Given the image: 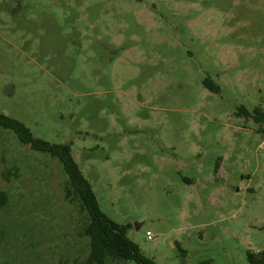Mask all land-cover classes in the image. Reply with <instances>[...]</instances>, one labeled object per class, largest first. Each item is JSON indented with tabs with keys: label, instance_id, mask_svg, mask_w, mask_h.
Returning a JSON list of instances; mask_svg holds the SVG:
<instances>
[{
	"label": "rangeland",
	"instance_id": "rangeland-1",
	"mask_svg": "<svg viewBox=\"0 0 264 264\" xmlns=\"http://www.w3.org/2000/svg\"><path fill=\"white\" fill-rule=\"evenodd\" d=\"M240 107L264 112V0H0V113L68 143L100 211L156 264L264 250V125ZM66 186L0 127V264L86 262Z\"/></svg>",
	"mask_w": 264,
	"mask_h": 264
},
{
	"label": "trees",
	"instance_id": "trees-1",
	"mask_svg": "<svg viewBox=\"0 0 264 264\" xmlns=\"http://www.w3.org/2000/svg\"><path fill=\"white\" fill-rule=\"evenodd\" d=\"M203 85L215 93L220 89L209 79H204ZM238 113L264 125V112L260 108H254L252 112H248L244 107H240ZM0 127L11 130L18 141L31 150L45 153L60 163L67 176L65 197L77 198L88 215L84 234L89 239L90 253L83 264H104L108 258L133 261L135 264H156L152 259L144 256L137 245L127 238L126 226L108 219L100 211L91 186L74 161L68 143L53 144L35 137L23 123L2 113H0ZM246 261L247 264H264V250L248 251Z\"/></svg>",
	"mask_w": 264,
	"mask_h": 264
},
{
	"label": "built area",
	"instance_id": "built-area-1",
	"mask_svg": "<svg viewBox=\"0 0 264 264\" xmlns=\"http://www.w3.org/2000/svg\"><path fill=\"white\" fill-rule=\"evenodd\" d=\"M146 236H147V239H149V240H151L152 238H151V233L150 232H146Z\"/></svg>",
	"mask_w": 264,
	"mask_h": 264
},
{
	"label": "water",
	"instance_id": "water-1",
	"mask_svg": "<svg viewBox=\"0 0 264 264\" xmlns=\"http://www.w3.org/2000/svg\"><path fill=\"white\" fill-rule=\"evenodd\" d=\"M134 226H135V228H138L137 224H135Z\"/></svg>",
	"mask_w": 264,
	"mask_h": 264
}]
</instances>
